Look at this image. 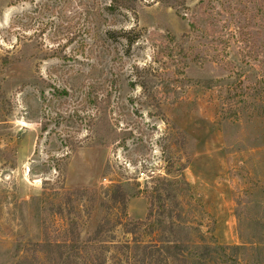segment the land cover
<instances>
[{
    "label": "rangeland",
    "instance_id": "rangeland-1",
    "mask_svg": "<svg viewBox=\"0 0 264 264\" xmlns=\"http://www.w3.org/2000/svg\"><path fill=\"white\" fill-rule=\"evenodd\" d=\"M108 2L0 0V264H264V0Z\"/></svg>",
    "mask_w": 264,
    "mask_h": 264
},
{
    "label": "trees",
    "instance_id": "trees-1",
    "mask_svg": "<svg viewBox=\"0 0 264 264\" xmlns=\"http://www.w3.org/2000/svg\"><path fill=\"white\" fill-rule=\"evenodd\" d=\"M130 1L131 0H109L108 4L102 7V10L108 12V14H114L116 12H119V13L125 12L131 7V4L129 3ZM105 34L111 38L117 37V36H119V38L121 37V40L126 41L127 47H129L131 44L135 43L139 39L137 34H134V29L132 28H130L129 30H125V29L106 30ZM42 130L44 131V128ZM64 158L62 157V159ZM70 247L77 249V246L70 245Z\"/></svg>",
    "mask_w": 264,
    "mask_h": 264
}]
</instances>
